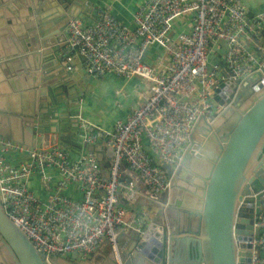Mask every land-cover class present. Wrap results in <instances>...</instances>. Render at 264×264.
Returning a JSON list of instances; mask_svg holds the SVG:
<instances>
[{
    "label": "built area",
    "instance_id": "obj_1",
    "mask_svg": "<svg viewBox=\"0 0 264 264\" xmlns=\"http://www.w3.org/2000/svg\"><path fill=\"white\" fill-rule=\"evenodd\" d=\"M182 16L190 17V31L173 38L174 23ZM65 36L60 53L64 73L75 70L78 58L89 78L107 74L138 78L149 84V93L111 131L87 121L74 105L60 116V131L37 134V140L54 135L52 145L44 147L41 141V146L28 147L0 138L1 208L46 260H87L107 242L116 263L121 264L118 236L128 231L142 235V225L150 216L145 209L131 213L119 203L121 188L125 200L135 190L136 181L126 180L125 175L136 173L152 194L170 188V178L161 166L175 170L198 120L204 117L210 124L230 106L225 100L219 105L214 97L234 96L246 78L261 70L264 12L249 19L240 0H141L132 28L105 7H98L91 24L75 17L68 20ZM151 46L168 57L161 70L144 62ZM214 50H222L220 65L210 63ZM80 103L81 98L77 106ZM71 121L76 123L75 137L81 145L75 157L69 148ZM98 142L105 158L106 149L113 151L105 179L98 153L82 151L83 146ZM10 153L25 155L26 160L13 165L6 160ZM122 164L128 172L121 170ZM48 170H54L58 180L54 191L41 199L29 189L28 181L38 176L43 188L50 190ZM70 185L80 199L63 194ZM259 194V212L253 213L258 235L251 243V264H264V189Z\"/></svg>",
    "mask_w": 264,
    "mask_h": 264
},
{
    "label": "water",
    "instance_id": "obj_2",
    "mask_svg": "<svg viewBox=\"0 0 264 264\" xmlns=\"http://www.w3.org/2000/svg\"><path fill=\"white\" fill-rule=\"evenodd\" d=\"M74 4L75 0H0V72L12 88L28 80L32 81L29 89L35 91L33 110L16 116L23 123L22 138L28 141V147L52 145L54 135L37 140V134H54L63 126L60 116L65 111L56 98L63 86H55L52 98L50 93L54 79L59 80L64 73L60 53L66 41L67 21L75 17L71 11ZM50 57L53 60L46 62ZM261 64V70L246 78L234 96L214 97L219 105L225 100L230 106L210 124L204 117L198 120L177 168L161 166L170 178L168 190L152 194L136 173L129 172L136 181L135 190L125 200L121 188L119 203L131 213H140L136 208L145 209L150 216L142 225V235L128 231L118 236L121 264H251V243L258 235L253 213L259 212V193L264 189V61ZM54 67L63 73L53 75L57 71ZM68 82L69 78L65 80ZM45 102L48 106L55 103L52 129L38 108ZM4 112L0 109L1 115H6ZM8 114L0 115V125ZM3 133L0 127V138L12 139ZM83 150L98 153L105 179L112 149H106V158L102 142L83 146ZM121 170L128 172L124 164ZM245 208H251L252 213H243ZM0 243L4 264H117L107 242L87 260H46L5 216L1 202Z\"/></svg>",
    "mask_w": 264,
    "mask_h": 264
},
{
    "label": "crops",
    "instance_id": "obj_3",
    "mask_svg": "<svg viewBox=\"0 0 264 264\" xmlns=\"http://www.w3.org/2000/svg\"><path fill=\"white\" fill-rule=\"evenodd\" d=\"M245 8L247 17L252 19L264 12V0H240ZM141 3V0H75V7L71 8L74 12L75 18L82 20L85 24H91L95 18V11L98 7H105L108 12L114 16L121 24L128 28L133 27V17ZM51 24V23H48ZM47 26H51L48 25ZM58 25L53 26L57 28ZM191 21L190 17L182 16L178 18L174 23V29L172 37L174 38L179 33H187L190 31ZM264 42V40H263ZM1 46V45H0ZM52 58V57H50ZM48 58L46 62L52 59ZM74 64L75 70L71 74L63 73L54 67L55 73L53 75L62 74L60 79H54L56 83L53 85V89L50 93L51 98L55 95V88L58 85L63 86L62 92L57 94L59 104L62 105L64 111L68 106H74L79 110L80 114L89 122L103 128L104 130L111 131L117 120L125 119L130 110L136 105L144 101L149 93V84L138 78L124 79L115 77L113 74H107L106 76L98 79L89 78L84 73L81 67V61L75 58ZM222 50H214L209 58L210 63H221ZM168 61L166 54L157 46H151L145 56L144 62L152 68L161 70ZM51 69V70H53ZM1 73V72H0ZM0 77V109L5 110L4 113L7 116L3 121V128L6 136L11 137L10 141L29 145L28 141L24 140L23 136V123L16 116L28 115L33 110L34 103V90H30L29 86L32 85V81L28 80L25 83H19L13 88L9 85L5 78ZM69 78V83H65V80ZM81 98L80 105L77 106V100ZM55 103L52 106H48V103H40V112H43L41 117L47 125L52 129L54 128L52 122V110H54ZM56 110H60L56 109ZM56 115V112L54 110ZM3 114V113H2ZM75 114V113H73ZM41 120V121H43ZM2 122V119H0ZM69 125V141L71 151L75 156L79 154L75 149H80V144L75 137L77 128L75 121L68 123ZM3 133V134H4ZM31 137V136H30ZM25 145V146H26ZM83 151V147H82ZM6 160L17 165L20 162L26 160L25 155L10 153L6 156ZM48 176L50 177V190H45L41 184V180L38 176H33L28 181L29 189L35 193L41 199H45L49 194L54 191L58 176L54 170H48ZM131 178L130 173L125 175V179ZM64 195H67L74 199H80V195L75 191V186L70 185L63 191ZM136 210H139L136 208ZM127 246V242L124 243V247Z\"/></svg>",
    "mask_w": 264,
    "mask_h": 264
},
{
    "label": "bare ground",
    "instance_id": "obj_4",
    "mask_svg": "<svg viewBox=\"0 0 264 264\" xmlns=\"http://www.w3.org/2000/svg\"><path fill=\"white\" fill-rule=\"evenodd\" d=\"M149 213V212H148ZM243 213H248L247 215H249L250 213H252V209L251 208H245L243 210ZM150 214V213H149ZM0 246L3 247V245L0 243ZM0 264H4L3 262H1L0 260Z\"/></svg>",
    "mask_w": 264,
    "mask_h": 264
},
{
    "label": "rangeland",
    "instance_id": "obj_5",
    "mask_svg": "<svg viewBox=\"0 0 264 264\" xmlns=\"http://www.w3.org/2000/svg\"><path fill=\"white\" fill-rule=\"evenodd\" d=\"M70 83H71V82H70ZM70 83L68 82V85H70ZM148 221H149V218L147 219V221H146V222H148ZM146 222H145V223H146ZM145 223H144V224H145Z\"/></svg>",
    "mask_w": 264,
    "mask_h": 264
}]
</instances>
